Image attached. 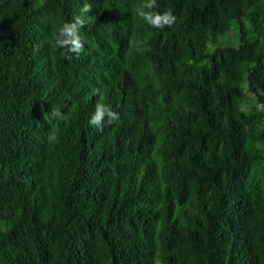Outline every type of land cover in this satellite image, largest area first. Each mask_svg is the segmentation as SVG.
<instances>
[{
  "label": "trees",
  "instance_id": "16d2710c",
  "mask_svg": "<svg viewBox=\"0 0 264 264\" xmlns=\"http://www.w3.org/2000/svg\"><path fill=\"white\" fill-rule=\"evenodd\" d=\"M141 3L0 0V264H264V0Z\"/></svg>",
  "mask_w": 264,
  "mask_h": 264
},
{
  "label": "clouds",
  "instance_id": "9594fccd",
  "mask_svg": "<svg viewBox=\"0 0 264 264\" xmlns=\"http://www.w3.org/2000/svg\"><path fill=\"white\" fill-rule=\"evenodd\" d=\"M158 8L159 5L157 0H142V3L136 9V14L153 28L163 29L166 26L171 27L176 21L173 12L166 9L161 13L157 11ZM90 11V5L85 4L81 9L82 15L74 17L71 22L64 23L58 30L56 46L66 50L65 55L68 59L72 58L70 53L79 55L84 50V43L79 35V30L88 22L83 14L89 13ZM93 95H101L100 89H93ZM45 118H49L47 113H45ZM51 118L65 120L67 117L58 109L53 108ZM118 119L119 114L115 112L111 106L98 101L95 110L89 119V124L102 132L105 127V121H107L108 125H111ZM54 138V133L49 135L50 140Z\"/></svg>",
  "mask_w": 264,
  "mask_h": 264
},
{
  "label": "rangeland",
  "instance_id": "374dc122",
  "mask_svg": "<svg viewBox=\"0 0 264 264\" xmlns=\"http://www.w3.org/2000/svg\"><path fill=\"white\" fill-rule=\"evenodd\" d=\"M218 41L222 45H238L239 44L238 28L234 27L230 33L220 38ZM241 86L244 90V96H245V100L243 103V111L247 114H251L255 110L259 108H263L262 105L257 101L256 96L250 92L246 77L241 82ZM259 127L264 131V123L260 124Z\"/></svg>",
  "mask_w": 264,
  "mask_h": 264
}]
</instances>
